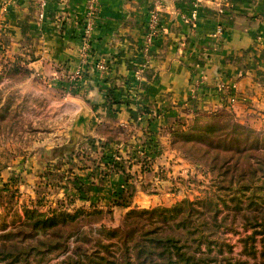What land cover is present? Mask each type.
<instances>
[{
	"label": "rangeland",
	"instance_id": "rangeland-1",
	"mask_svg": "<svg viewBox=\"0 0 264 264\" xmlns=\"http://www.w3.org/2000/svg\"><path fill=\"white\" fill-rule=\"evenodd\" d=\"M5 45L0 38V235L19 228L28 221L31 212L53 219L54 224L59 223L57 227L61 226L59 217L62 213L76 215L67 231L79 230V233L98 237L104 229L123 226L131 210L170 209L183 200L194 203L209 197L215 199L225 213L228 209L217 198L225 200L229 207L233 193L240 199L239 207L247 208L246 197L239 192L243 190V184H249L246 183L248 177L232 184L229 191L220 190L226 184L221 183L223 178L219 173L212 172L203 160L197 159L200 154L190 155L184 151L198 138L209 136L207 132L192 130L199 113L222 114L219 122H232L251 131L247 140L242 135L240 141L225 144L223 149L226 146L255 149L247 154V163L254 169L261 168L256 178L264 176V108L256 110L244 105L234 83H220L217 91L221 103L210 110L198 108L203 103L200 99L202 88L195 86L189 102L181 104L175 112L179 117L192 115L191 120L179 118L169 125L166 114L170 110L161 112L140 101L141 68L138 67L126 76L106 80L103 88L108 84L121 85L124 80L131 87L112 93L105 106V99L99 106H91L78 97L80 80L88 69L96 68L98 61L107 62L104 58L93 59L90 52L83 63L78 54L77 68L68 77L74 92L71 103L76 110L69 116L70 106H67V113L62 115V82L50 84L42 74L32 73L28 58L4 55ZM221 84L229 90L224 91ZM115 101L122 104H113ZM76 102L86 108L90 119L85 123L83 134L69 143L68 130L80 109ZM121 111L136 117L123 119ZM109 112L120 116V126L99 123L98 130L94 131L93 117L101 119ZM148 125H151L150 129ZM240 183L242 185H238ZM256 183L247 194L254 190L258 197H263L264 192L258 189L264 186L262 178ZM119 194L120 198L126 199L123 205L113 203ZM259 202L255 201L256 205ZM255 206L250 209L257 208ZM138 221L145 223L140 219L133 222ZM48 226L53 225L48 223ZM232 228L235 232L226 228L220 230L217 244L222 255L215 256L217 259L210 264L262 263L259 257L264 237L256 235L255 253L251 256L241 240L251 234L252 229L235 225ZM75 239L76 235L68 238V251L64 254L61 249L52 251L43 256V262L30 258V263L62 264Z\"/></svg>",
	"mask_w": 264,
	"mask_h": 264
},
{
	"label": "crops",
	"instance_id": "crops-1",
	"mask_svg": "<svg viewBox=\"0 0 264 264\" xmlns=\"http://www.w3.org/2000/svg\"><path fill=\"white\" fill-rule=\"evenodd\" d=\"M150 3L100 0L90 52L93 59L107 60V69L89 68L80 80L78 97L99 106L106 80L138 67L140 101L161 112L170 110L169 125L179 118L191 120L192 115L179 117L175 112L189 102L197 85L203 102L198 108L219 106L220 83H234L244 105L264 108V0H160V32L145 47ZM84 4L85 0H46L40 20L36 0H0L4 55L28 58L32 73L42 74L50 84L62 82V115L67 106L69 116L76 110L68 77L78 65ZM194 10L195 22L186 23ZM218 28L222 34L216 39ZM120 115L126 120L136 117L126 111ZM120 119L109 112L101 119L94 116L91 123L96 131L99 123L120 126Z\"/></svg>",
	"mask_w": 264,
	"mask_h": 264
},
{
	"label": "trees",
	"instance_id": "trees-1",
	"mask_svg": "<svg viewBox=\"0 0 264 264\" xmlns=\"http://www.w3.org/2000/svg\"><path fill=\"white\" fill-rule=\"evenodd\" d=\"M124 87H131L128 86L127 80L121 85L108 84L104 87L103 105H106L112 93ZM113 104L121 105L122 102L115 101ZM222 117V114L199 113L192 130L207 132L209 136L204 139L198 138L196 143L186 147L184 151L189 154L194 152L200 154L197 159L203 160L212 172L219 173L223 178L221 183L226 184L220 190L229 191L232 184L235 185L248 177L246 183L248 182L250 186L243 184L244 188L239 192L242 197H246V209L239 207L240 199L234 193L230 198L232 202L230 208L226 206L225 200L217 198L223 207L228 209L225 213L220 210L218 202L209 197L194 203L183 200L170 209L131 210L126 215L123 226L104 229L98 237L79 233V230L68 232L67 228L75 222L76 215L62 213L61 218L59 217L61 226L57 227L59 223L54 224L53 219L49 220L42 214L31 212L28 221L19 228L1 233L0 262L6 264H31V260L43 262V256L47 253L60 249L62 254L67 252L68 238L76 235L74 245L62 260V264H210L217 259L215 256L222 255L221 247L217 244L220 230L226 228L227 231L235 232L232 228L234 225L252 229L251 234L245 235L241 241L244 249H249L247 254L254 256L253 242L256 235L264 237V195L258 197L257 191L254 190L252 194L251 192L247 194V190L261 178L264 183V176L256 178L261 168L254 169L247 163L249 159L247 154L254 152L255 149L246 147L234 149L228 146L223 149L225 144L240 141L242 135L247 140V134L251 131L232 122H219ZM200 121L207 122L199 125ZM150 126L148 125V129ZM258 189L264 192V186L261 185ZM120 197L119 194L114 199L115 205H123L126 202V199ZM255 201L260 202L256 205ZM255 205L257 208L250 209ZM136 219L145 220V223L142 221L139 224L138 221L134 224L133 221ZM227 222L230 223L225 224ZM48 223H52L53 226H48ZM48 228L51 229L50 232ZM259 259L262 263L258 264H264V244L261 245Z\"/></svg>",
	"mask_w": 264,
	"mask_h": 264
},
{
	"label": "built area",
	"instance_id": "built-area-1",
	"mask_svg": "<svg viewBox=\"0 0 264 264\" xmlns=\"http://www.w3.org/2000/svg\"><path fill=\"white\" fill-rule=\"evenodd\" d=\"M37 9H38V18L41 20L44 15V7L46 4V0H36ZM160 0H151L150 8H148L147 13V23H146V31L144 34V43L145 47L150 46L154 39L159 35L160 32ZM100 8V0H85L84 5V17L82 23L81 34L79 35L80 39V49L79 54L82 58V62L84 63L86 58L88 57L91 51L92 44V33L95 27V21L99 14ZM196 20V10L192 11L190 17L185 19L186 23H194ZM221 29L218 28L214 37L219 39L221 36ZM96 68L101 71H105L107 69V65L103 61H98L96 64ZM221 88L224 91L229 90L228 86L225 84H221ZM233 88V87H232Z\"/></svg>",
	"mask_w": 264,
	"mask_h": 264
},
{
	"label": "water",
	"instance_id": "water-1",
	"mask_svg": "<svg viewBox=\"0 0 264 264\" xmlns=\"http://www.w3.org/2000/svg\"><path fill=\"white\" fill-rule=\"evenodd\" d=\"M76 104L79 106L80 109L73 117L70 131L68 130L70 136L68 141L69 143L72 142L73 140L75 141V138L77 136H80V134H83V132L85 131V130L83 131L85 123L88 122L90 119V113L86 110V108L81 103L76 102Z\"/></svg>",
	"mask_w": 264,
	"mask_h": 264
}]
</instances>
